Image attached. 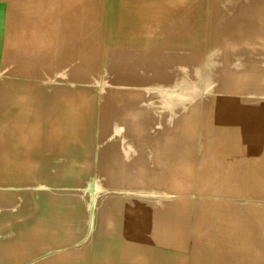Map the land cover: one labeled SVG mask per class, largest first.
<instances>
[{"label":"bare ground","instance_id":"bare-ground-1","mask_svg":"<svg viewBox=\"0 0 264 264\" xmlns=\"http://www.w3.org/2000/svg\"><path fill=\"white\" fill-rule=\"evenodd\" d=\"M4 1L9 3L12 24L5 27L0 23V71H10L0 73V264H89L90 260L93 264H118L119 255L123 264H163V252L161 253L159 247L154 248L151 240L145 238L137 244L133 242L137 246H123L125 248L122 251L118 249L116 255L109 256L105 261L103 257L95 254L96 257L91 256L84 250L86 242L82 220L84 199H75L76 195L72 194L73 191L71 192L67 186L77 180L81 183L84 180L83 169L79 168L83 160L72 157V148L77 144L76 127L83 125L81 116L83 106L87 103H81L80 96L73 94L71 90L54 87L52 83L60 81V75L64 74L63 79L71 76L69 73L75 71L72 58L80 60L84 65L86 61L88 67L95 68L93 59L90 55L86 57V54L91 52L93 40L104 29H108L106 32L113 31L117 35L134 39L151 38L165 41V45L170 46H173L176 40L188 41L192 37H204L209 34L208 25L203 19L197 22L195 18L201 15L207 3L217 4L216 0H102L106 9V22H102L105 10L100 0H50L51 6L48 8H46L48 0ZM2 12L0 10V21L4 20ZM21 18L28 22H18ZM22 47L34 49L41 58L43 54L47 57L42 58L45 61L41 60L40 65L17 59ZM52 58L55 60L54 66L50 65ZM241 69L240 72L243 70ZM52 70L59 71L51 76L55 82L52 78L48 81L52 83L29 77L42 71L52 75ZM246 81L241 80L239 85L232 87L231 90L243 91ZM227 96L231 97L222 101L217 109L208 110L203 105L200 118L197 119L200 123V139L208 134L213 135L212 156L208 166L215 172L213 176L215 184L201 192L199 198H195L211 199V196H215L225 200H202L205 211L197 212L196 202L187 200V196L193 194V190H197L193 183L202 182L206 171L205 168H201L195 172L193 161L187 157L184 144L183 149L178 145V149L173 147L174 145L171 146L174 149L166 155L168 162L163 177L165 184L176 194V203L179 206L176 209L182 210V216L190 215L193 219L192 245L216 250L215 259L219 261V252L223 264H226L230 252H239L240 255L244 253V250L230 249L227 243L229 239L223 237V234L226 231L228 233L233 231L242 236L249 231L242 224L246 214L243 215L242 208L239 210L233 207V204L240 206L243 203L232 199H264V122L258 114L254 115L255 112L251 111L249 104L243 105L244 101L239 96H234L233 92ZM254 127L255 130H252ZM174 133L176 134V131ZM157 139L158 136L156 141ZM246 182L248 184H243ZM56 184L67 189L55 188ZM28 188H35L37 191L33 190L34 192L28 194L25 192ZM205 220H209L208 224L216 227L215 230L211 229L212 234L205 235L203 231L201 232L206 225ZM257 223L252 230L255 234L264 233V227ZM186 229L184 223L183 231L178 232V236L182 234L183 237L177 240L180 245L176 247L177 249L174 247L176 250L173 251L172 260L178 264H198L197 256L191 258L187 249L183 248L185 245L183 243L189 239ZM201 234L203 237L200 238Z\"/></svg>","mask_w":264,"mask_h":264},{"label":"rangeland","instance_id":"rangeland-1","mask_svg":"<svg viewBox=\"0 0 264 264\" xmlns=\"http://www.w3.org/2000/svg\"><path fill=\"white\" fill-rule=\"evenodd\" d=\"M29 1L31 0H25V2ZM33 1L37 2L38 0ZM49 2L50 0L47 1L46 8L51 6V2ZM100 3L105 10L102 22H106L105 5L102 0ZM215 3L218 5L207 3L200 13L202 16L198 15L195 18L197 22L203 19L208 25L209 34L204 37H190L191 39L188 41L176 40L172 44L173 47L165 45V41L151 38L134 39L117 35L113 31L106 32L108 29H104L93 40L92 46H94L91 48V52L86 54V57L90 55L93 59L95 68L88 67L84 60L82 61L85 62V65L80 60L72 58L75 71L69 73L71 76L67 79L62 78L64 74L60 75L61 83H57V81L60 82L59 80L56 83L48 82L53 79L51 76L59 72L57 70L56 72L52 70V75L42 71L29 76L35 80L52 83L54 87L71 90L73 94L80 96L81 103H87L84 106L81 104L83 106V115L81 116L83 125L76 127L75 137L78 138V141L75 148H72V157L83 160L82 166L80 165L79 168L83 169L84 180H82L83 184L77 180L67 187L71 192L73 191L72 194L76 195L75 199H84L82 202V204L84 203L82 220L86 233L84 250L91 256L103 257L102 259L105 261L109 259V256L116 255L118 249L122 251L125 248L123 246L134 245L135 242L137 244L142 241V238H145L151 240L154 248L158 249L159 247L161 253L163 252L164 263L160 261L161 263L167 264L170 261L168 264H178L172 260V254L180 245L177 240H180L183 235L178 236V232L182 228L184 229L185 223L189 239L183 243L185 244L183 248L187 249L190 257L197 256L198 262H195L198 264H223L219 252V261H216V250L192 245L193 219L190 215L182 216V210L176 209L179 207L176 203V194L163 181L168 162L166 155L173 152V147L178 149V145L182 148L184 144L186 155L192 159L195 172L205 168L206 174L204 175L207 177H204L199 184L193 183L197 190H193V194L187 196V200L196 202V212L205 211L202 200H225L215 196H211V199H195L199 198L201 192L215 184L213 180L215 172L208 166L212 156L213 135L208 134L200 139V123L197 119L200 118L201 108L204 105L208 110L217 109L222 101L231 97L227 95H232L233 92L234 96H239L244 101H242L243 105L249 104L252 108L251 111L255 112L254 115L258 114V117L264 122V0H216ZM8 4L7 1L0 0V10L3 11L4 18L0 23H3L2 26L5 27L12 24ZM18 22L28 21L21 18ZM28 48L22 47L19 57L16 58L34 65H40L42 58L46 59V55L43 54L41 58L40 54L34 52V49ZM183 49L187 51L185 50V52ZM54 61L52 58L50 65L54 66ZM168 63L169 65H167ZM0 73H10V71L1 70ZM241 80H247L244 90L241 92L232 91L231 88L238 86ZM53 82H55L54 79ZM153 126L154 128H152ZM156 135L158 136L157 141ZM161 148L164 149L163 152ZM205 149L207 150L205 151ZM54 187L67 189L60 184H56ZM33 190L37 191L35 188H28L25 192L30 194L34 192ZM150 195L151 197H149ZM232 200L243 203L240 206L233 204V207L239 210L242 208L241 212L243 215L246 214L242 224L249 231L241 236L233 231L228 233L225 230L223 237L229 239L227 243L230 249L244 250V253L241 252L242 255L239 252H230L225 263L264 264V233L255 234L252 230L254 224L258 225L257 222L264 227V199ZM208 222L209 220H205L206 225L201 230L205 235L212 234L211 229L215 230L216 228L209 225ZM215 236L218 238V234ZM201 237H203L202 234ZM117 258L119 259L118 264H123L121 256L119 255ZM91 262L92 260L89 261V264H93ZM192 263H194V259Z\"/></svg>","mask_w":264,"mask_h":264}]
</instances>
